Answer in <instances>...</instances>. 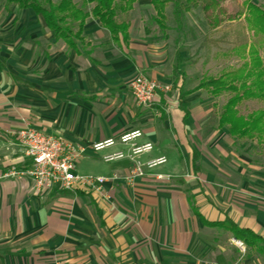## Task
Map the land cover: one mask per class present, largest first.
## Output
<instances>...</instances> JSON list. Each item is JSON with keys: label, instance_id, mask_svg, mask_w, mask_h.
I'll list each match as a JSON object with an SVG mask.
<instances>
[{"label": "crops", "instance_id": "1", "mask_svg": "<svg viewBox=\"0 0 264 264\" xmlns=\"http://www.w3.org/2000/svg\"><path fill=\"white\" fill-rule=\"evenodd\" d=\"M135 8L117 11L127 42L92 14L73 45L32 9H19L15 30L0 29V264H264L257 247L235 244L230 226L264 240V175L219 127L216 99L197 90L205 70L191 45L150 33L147 10ZM138 76L170 90L141 107L130 88ZM25 122L82 148L79 174L116 176L106 197L59 186L37 193L29 178H4L26 167L17 138ZM137 130L140 144L154 145L143 160L168 163L129 182L130 162L103 161L121 146L92 147Z\"/></svg>", "mask_w": 264, "mask_h": 264}, {"label": "trees", "instance_id": "2", "mask_svg": "<svg viewBox=\"0 0 264 264\" xmlns=\"http://www.w3.org/2000/svg\"><path fill=\"white\" fill-rule=\"evenodd\" d=\"M43 6L37 0H8V5H17L19 9H32L36 15H41L55 38H61L73 45L74 39H81L83 27L87 18L92 16L108 29L112 38L119 41L120 36L125 42L128 40V25L117 21V11L127 13L133 9L138 0H85L84 7L94 5L91 12H85L72 0H44ZM198 0H177L174 15L179 20L181 11L190 12L191 5L196 6ZM185 2V4H184ZM156 11L155 21L164 29L159 20H166L167 1L151 0ZM246 22L255 35L264 36V9L253 3H248ZM246 48L243 49V52ZM242 54V53H241ZM250 63L245 62L241 68L224 71L215 78L204 77L197 90H205L214 98L223 94H233L223 107L219 118V127L225 128L229 136L237 139H252L254 134L263 139L264 110L253 113L244 118L237 109L239 103L246 99L264 101V48L263 56L257 49L249 50ZM236 238L250 247H257L264 253V240L245 229L230 225Z\"/></svg>", "mask_w": 264, "mask_h": 264}, {"label": "rangeland", "instance_id": "3", "mask_svg": "<svg viewBox=\"0 0 264 264\" xmlns=\"http://www.w3.org/2000/svg\"><path fill=\"white\" fill-rule=\"evenodd\" d=\"M37 1L47 7L44 0ZM166 1V20H159L164 29L154 21L156 12L150 0H142L141 6L136 8L133 6V9L135 8V11L138 8L147 10L145 13L150 33L157 34L160 39L163 36H169L182 45L189 43L191 59L201 65L204 64V77L215 78L224 71L241 68L247 59V49L243 52V46L247 47L250 44L259 51L261 57L263 56L264 36L255 35L250 30L246 15L248 3L256 4L264 9V0H198L196 6L191 5L189 13L185 10L181 11L182 15L179 20L174 15L177 0ZM54 3H58V0H54ZM19 12L17 5H8V0H0V29L15 30L18 28L19 22L23 19ZM207 94L208 99H216L212 114L221 116L224 105L233 94L226 93L218 98ZM237 109L241 116L247 118L255 112L264 110V101L246 99L239 103ZM254 136L252 139L238 140V151L248 152L255 166L264 175V135L263 139L257 134Z\"/></svg>", "mask_w": 264, "mask_h": 264}, {"label": "built area", "instance_id": "4", "mask_svg": "<svg viewBox=\"0 0 264 264\" xmlns=\"http://www.w3.org/2000/svg\"><path fill=\"white\" fill-rule=\"evenodd\" d=\"M133 97L141 107H150L155 101L158 91H169L170 86L162 85L157 80L138 76L130 83ZM17 138L23 156L27 160L26 167L12 169L4 174V178H29L33 181L34 190L42 193L59 186L67 192L88 190L102 197H106L105 186L116 180V176L81 175L77 172V163L84 150L72 143L64 142L54 136L48 135L32 127L28 122L18 131ZM143 132L137 130L126 133L117 139H110L92 147L95 153L103 152L109 148L121 146L122 149L103 156L107 164L128 161L132 170L128 177L129 182L145 178L150 173L168 163L166 156L144 161L143 157L154 150L152 143L140 144ZM159 180L163 176L157 177ZM235 244L245 251L241 241ZM53 264H65L55 261Z\"/></svg>", "mask_w": 264, "mask_h": 264}]
</instances>
